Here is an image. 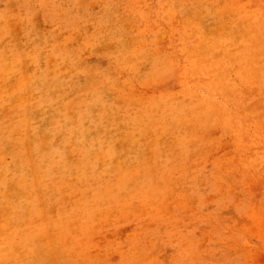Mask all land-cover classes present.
<instances>
[{
    "label": "rangeland",
    "instance_id": "rangeland-1",
    "mask_svg": "<svg viewBox=\"0 0 264 264\" xmlns=\"http://www.w3.org/2000/svg\"><path fill=\"white\" fill-rule=\"evenodd\" d=\"M263 32L264 0H0V264H264ZM68 65L70 88L38 78ZM105 91L159 112L149 179L56 185L6 145L39 109L56 146L46 102Z\"/></svg>",
    "mask_w": 264,
    "mask_h": 264
},
{
    "label": "bare ground",
    "instance_id": "bare-ground-1",
    "mask_svg": "<svg viewBox=\"0 0 264 264\" xmlns=\"http://www.w3.org/2000/svg\"><path fill=\"white\" fill-rule=\"evenodd\" d=\"M231 11L228 12V18L234 19L233 21L239 29L243 23L239 15ZM231 37L233 36L231 35ZM100 49L102 50V48ZM68 61L70 62V60ZM70 68L72 67L68 65L67 70L63 72L62 70L58 71L56 67L54 69L52 66L49 74L43 72L38 75V78H44L52 88L58 86L70 88L71 85L66 83V79L74 75L73 69ZM71 81L75 82L74 80ZM72 93L73 95L70 94L69 99L73 103L76 95L74 89H72ZM48 103L47 114L44 113L46 110L41 111V115H44L42 126L45 127L44 134L48 133L49 144L56 143L54 147L50 146L42 151L38 147L45 140L35 131L37 123L40 125L36 120L37 112H40L39 109H36L37 112L31 116L18 114L8 118V121L2 122L9 128V132L4 138L7 142L6 145L12 144L14 148L20 149L19 152L34 156L33 160L30 159L31 163L33 162L31 165H39L40 171L43 169L41 168L42 165H47L44 162H48L49 171L56 173L52 176L56 185L63 186L66 183L70 184L71 181L79 180L85 182V177L91 178L93 174H99L101 171H103L100 174L102 178L110 183L122 178L130 180L149 179L147 169L149 170L148 158L150 156H148L147 151L143 150L142 142L138 139L139 131L137 133L135 131L137 128L147 130L149 125L155 124L156 118H159V112L155 116L152 109L146 106V103H137L136 105L120 98L119 94L113 91L98 94L91 100V104L85 107L84 111L77 114H73L70 110L73 108L70 102L68 105L65 101L60 100H50L46 102V104ZM120 133L123 135L121 141L117 138ZM137 160L142 162L138 163ZM16 166L17 164H15V171L18 170ZM19 177L20 182L25 184L27 179H30L27 174ZM102 178L97 176V182L101 185H103ZM28 184L33 185V182ZM8 189L4 188L1 191L8 192ZM110 189L113 188L110 187ZM63 190L64 188L55 195H60ZM85 195L89 196L87 191H85ZM22 211L23 209H20L18 214L22 215L24 213Z\"/></svg>",
    "mask_w": 264,
    "mask_h": 264
}]
</instances>
